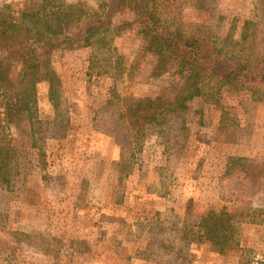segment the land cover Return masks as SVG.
<instances>
[{
  "label": "rangeland",
  "instance_id": "rangeland-1",
  "mask_svg": "<svg viewBox=\"0 0 264 264\" xmlns=\"http://www.w3.org/2000/svg\"><path fill=\"white\" fill-rule=\"evenodd\" d=\"M100 1L0 0V9L44 14L46 3L94 12ZM174 6L178 20L214 45L263 51L264 0ZM106 37L103 48L53 51L54 100L48 83H37L33 119L9 125L14 175L9 187L0 182V264H264V211L255 212L264 210V174L247 179L228 162H264V102L244 91L222 90L218 105L195 98L183 146L169 150L149 129L120 172L107 101L168 99L181 79L155 68L131 15L115 14ZM222 208L245 217L226 256L198 228L209 210Z\"/></svg>",
  "mask_w": 264,
  "mask_h": 264
},
{
  "label": "trees",
  "instance_id": "trees-1",
  "mask_svg": "<svg viewBox=\"0 0 264 264\" xmlns=\"http://www.w3.org/2000/svg\"><path fill=\"white\" fill-rule=\"evenodd\" d=\"M174 2L103 0L94 12H86L82 5L51 7L46 3L44 14L10 6L0 9L2 184L9 187L14 175L9 125L33 119L37 83H48L51 101L56 96L59 84L51 69V53L57 49H83L96 44L101 48L107 46L111 40L106 35L115 14L131 15L144 42L143 50L156 57L155 68L181 79L180 88L168 99L115 96V101H107L109 109L113 107L110 112L116 121L120 172L125 170L129 154L132 156L136 150H141L149 129L156 131V136L169 150L170 146L178 145V141L186 140L188 102L195 98L218 105L222 90L244 91L254 101L264 102V47L263 51H253L242 44L238 50L216 46L196 28L178 20ZM246 38L244 35L243 40ZM228 162L239 166L238 172L244 178L255 179L264 174V162L253 167L246 165L248 162L242 158ZM229 167L230 164L226 171L231 173ZM243 215V212L230 213L225 208L211 209L200 219V235L214 252L226 256L234 247L237 224L245 219Z\"/></svg>",
  "mask_w": 264,
  "mask_h": 264
}]
</instances>
